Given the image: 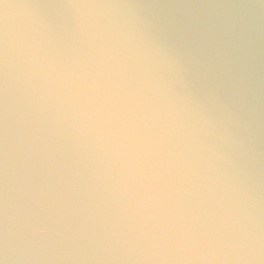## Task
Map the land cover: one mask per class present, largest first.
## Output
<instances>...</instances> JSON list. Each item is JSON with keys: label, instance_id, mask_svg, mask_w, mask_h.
I'll list each match as a JSON object with an SVG mask.
<instances>
[{"label": "water", "instance_id": "obj_1", "mask_svg": "<svg viewBox=\"0 0 264 264\" xmlns=\"http://www.w3.org/2000/svg\"><path fill=\"white\" fill-rule=\"evenodd\" d=\"M4 264H264V0H0Z\"/></svg>", "mask_w": 264, "mask_h": 264}, {"label": "clouds", "instance_id": "obj_2", "mask_svg": "<svg viewBox=\"0 0 264 264\" xmlns=\"http://www.w3.org/2000/svg\"><path fill=\"white\" fill-rule=\"evenodd\" d=\"M0 264H4V261L3 260H0Z\"/></svg>", "mask_w": 264, "mask_h": 264}]
</instances>
